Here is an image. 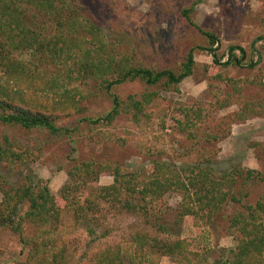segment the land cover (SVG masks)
<instances>
[{
	"label": "rangeland",
	"instance_id": "rangeland-1",
	"mask_svg": "<svg viewBox=\"0 0 264 264\" xmlns=\"http://www.w3.org/2000/svg\"><path fill=\"white\" fill-rule=\"evenodd\" d=\"M70 1L84 19L98 26L106 39L114 43L117 56L126 54L134 63L158 70H176L189 48L205 46L202 35L181 16V10L190 7H193L190 16L193 23L217 35V53L223 55L221 62L228 59L230 46L243 48L246 58L237 66H216L209 52L196 50L193 72L182 80L178 92L139 82L118 86L115 92L121 97H138L145 90L159 93L146 109L150 117L139 122L124 114L111 124L93 125L83 121V117L104 114L109 102L104 98H87L91 82L73 81L67 87L75 100L80 99V110L68 109L56 121L58 126L70 129L69 135L7 129L12 141L31 149L36 144L42 148L33 150L32 159L25 164L0 163L4 178L10 184L26 177L32 182L44 179L62 207L59 191L69 180L67 171L83 160L117 165L123 171L142 176L148 175L152 163L158 161L172 168L211 161L218 173L236 168L244 173L251 170L255 178L244 183L239 179L233 189L239 203L228 201L220 215L209 222L184 217L180 226H176L178 235L167 236L190 242L193 255L189 261L180 263L147 249L143 255L136 256L135 233L154 236L160 233L134 214L112 213L98 217L99 220L76 223L62 207V222L50 235L54 246L63 249L65 264H85L93 251L108 245H119L125 262L131 264H214L217 259H223L236 244L233 229L229 227L230 217L243 210V205L264 201V0ZM235 53L240 57L239 50ZM23 57L27 58L28 54ZM30 95L44 103L47 112L52 110L49 107L54 100L62 98L32 90ZM182 109L196 122L192 134L179 125L185 121ZM193 110L200 113L199 119ZM4 131L0 128V135ZM112 181L113 177L105 173L95 184L108 185ZM179 201L176 193L163 197L165 225L175 221ZM33 233L34 229L27 226L23 236L30 239ZM24 245L20 235L0 230V264H51V252L30 260L31 246Z\"/></svg>",
	"mask_w": 264,
	"mask_h": 264
},
{
	"label": "trees",
	"instance_id": "trees-1",
	"mask_svg": "<svg viewBox=\"0 0 264 264\" xmlns=\"http://www.w3.org/2000/svg\"><path fill=\"white\" fill-rule=\"evenodd\" d=\"M192 11L193 7L183 8L181 16L197 29L206 45L189 48L179 69L158 70L134 63L126 54L117 56L114 43L106 39L98 26L84 19L70 0H0V128L6 130L0 135V163L25 164L32 159L33 150L42 148L36 144L31 149L19 141H12L7 129L69 135L70 129L58 126L56 121L61 114H67L68 109L80 110V99L75 100L67 87L73 81L91 82L87 98H104L109 102L104 114L96 118L86 116L83 121L93 125L111 124L124 114L139 122L150 117L146 109L159 93L145 90L138 97H121L115 92L118 86L139 82L147 87L161 86L164 90L178 92L179 84L193 72L196 50L209 52L216 66H237L245 60L243 48L230 46L228 59L221 62L223 55L217 53V35L195 25L190 17ZM235 50L240 51V57ZM25 54L29 58H24ZM31 90L62 98L52 102L50 113L44 103L30 95ZM182 110L185 121L179 125L192 134L196 122L186 109ZM193 111L199 119L200 113ZM210 162L172 168L158 161L152 163L148 175L142 176L123 171L117 165L83 160L67 171L69 180L61 187L59 198L76 223L89 222L92 218L99 220L98 217L112 213L141 217L145 224L151 223V228L166 237L135 233L134 254L141 256L149 250L182 263L193 255L190 242L167 236L178 235L175 229L184 217L209 222L220 215L228 201L239 203L240 199L233 193L239 179L244 183L255 178L253 171L244 173L237 168L218 173ZM105 173L113 177L112 183L95 184ZM168 193H176L180 201L175 221L165 225L161 203ZM0 197V230L20 235L21 242L31 246L28 259L35 260L51 252V264H65L63 249L55 247L50 236L59 228L64 209L46 181L39 178L32 182L26 177L10 184L0 170ZM229 222L236 244L214 264H264V201L260 199L254 205H243V210L231 216ZM27 226L34 229L30 239L23 236ZM85 264L131 263L125 262L124 251L119 245H108L93 251Z\"/></svg>",
	"mask_w": 264,
	"mask_h": 264
}]
</instances>
